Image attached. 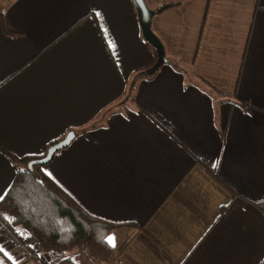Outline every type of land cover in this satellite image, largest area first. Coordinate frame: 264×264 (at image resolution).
<instances>
[{"label":"crops","instance_id":"0c3cea01","mask_svg":"<svg viewBox=\"0 0 264 264\" xmlns=\"http://www.w3.org/2000/svg\"><path fill=\"white\" fill-rule=\"evenodd\" d=\"M143 1L150 78L131 0H0V197L74 132L42 171L128 224L108 264H264V0Z\"/></svg>","mask_w":264,"mask_h":264},{"label":"trees","instance_id":"16d2710c","mask_svg":"<svg viewBox=\"0 0 264 264\" xmlns=\"http://www.w3.org/2000/svg\"><path fill=\"white\" fill-rule=\"evenodd\" d=\"M166 7L159 6L154 12ZM36 157L18 160L22 165L16 167L13 181L0 199V232L11 230L21 242L33 243L55 264L70 262V253L78 251L86 252L95 264H108L113 251L106 235L128 224H113L88 214L42 171V165L27 167L29 161L39 159ZM0 257L4 264H13L1 252Z\"/></svg>","mask_w":264,"mask_h":264},{"label":"water","instance_id":"95a60500","mask_svg":"<svg viewBox=\"0 0 264 264\" xmlns=\"http://www.w3.org/2000/svg\"><path fill=\"white\" fill-rule=\"evenodd\" d=\"M131 2L137 14L141 37L149 46L154 49L156 54L155 63L150 68H147L144 71L140 72L139 75L140 77L151 76L166 62L163 48L157 37L152 33L150 29V22L154 12L146 6L143 0H131ZM73 138L74 132L66 133L63 138L49 145V147L46 149L45 154L41 158L29 161L27 163V167H31L32 165L43 166L49 163L54 154L67 147Z\"/></svg>","mask_w":264,"mask_h":264},{"label":"built area","instance_id":"2783aa9c","mask_svg":"<svg viewBox=\"0 0 264 264\" xmlns=\"http://www.w3.org/2000/svg\"><path fill=\"white\" fill-rule=\"evenodd\" d=\"M4 240L12 246V244L19 250L26 260H31L34 264H55V260H52L49 256L42 254L33 243H23L11 230H4L2 233Z\"/></svg>","mask_w":264,"mask_h":264},{"label":"rangeland","instance_id":"374dc122","mask_svg":"<svg viewBox=\"0 0 264 264\" xmlns=\"http://www.w3.org/2000/svg\"><path fill=\"white\" fill-rule=\"evenodd\" d=\"M14 161H15V159H14ZM0 248H3L4 252H7L8 250H10V253L14 255V256L10 255V257H11L10 261L17 260L15 262L22 263L24 261L23 259H25L23 257V255L20 252H18L19 250L13 244H12V246H10L7 243V241L4 240L3 234L1 232H0ZM1 253H3V252H1ZM83 253L87 256V257H85L86 258L85 261L81 260L83 264H95L94 261L89 257V255L86 252H83ZM0 264H4V261L2 259H0Z\"/></svg>","mask_w":264,"mask_h":264},{"label":"snow or ice","instance_id":"6c2138e0","mask_svg":"<svg viewBox=\"0 0 264 264\" xmlns=\"http://www.w3.org/2000/svg\"><path fill=\"white\" fill-rule=\"evenodd\" d=\"M3 197H0V199H2ZM108 243L109 244H111V245H113V246H115V243H114V238H112V237H109L108 238ZM0 252H4V249L3 248H0ZM4 255H8V253L7 252H4ZM9 259H11V257H9Z\"/></svg>","mask_w":264,"mask_h":264}]
</instances>
